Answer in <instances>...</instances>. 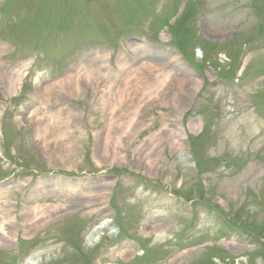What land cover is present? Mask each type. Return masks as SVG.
Instances as JSON below:
<instances>
[{"label":"rangeland","instance_id":"rangeland-1","mask_svg":"<svg viewBox=\"0 0 264 264\" xmlns=\"http://www.w3.org/2000/svg\"><path fill=\"white\" fill-rule=\"evenodd\" d=\"M87 67L95 89L37 100ZM55 112L64 161L35 132ZM2 214L0 264H264V0H0Z\"/></svg>","mask_w":264,"mask_h":264},{"label":"bare ground","instance_id":"bare-ground-1","mask_svg":"<svg viewBox=\"0 0 264 264\" xmlns=\"http://www.w3.org/2000/svg\"><path fill=\"white\" fill-rule=\"evenodd\" d=\"M94 69H89L83 68L77 73H70L68 74L65 78L61 79L57 83H55L53 86H49L46 88H42L37 94V100H40L41 104L47 103L50 98L53 96L56 97L54 94L55 91L62 92V91H71L72 89L76 91H84L85 86L84 82L88 85H91L92 89H95L96 87L92 84L93 81V76H94ZM171 78L169 74H164V75H158L154 76L153 78H149L148 76L145 77L141 82L140 86L137 85L134 87H131V81L130 78H127L122 84L118 86L117 92L114 94V104H113V114L114 110L116 109V106H120L126 98H128L130 95V87H131V92L136 96V102H134V106L136 109L140 108L141 103L145 99V95H150L153 91L158 90L159 88H163L166 84V82L170 81ZM184 81L181 82L182 85H184ZM54 90V91H53ZM45 103V104H46ZM39 109L36 111H33L32 114L38 113ZM61 113L60 112H55V113H50L48 116V119L50 122H47L43 119L38 120V124L35 126V132L37 136H42L44 137L49 131H52L53 134H56L57 142L56 147L60 150L62 149V152L64 153H59L58 155L54 154V149L51 148V145L49 143V139L45 138L44 142V150L45 153L48 155V161L51 160V158L54 156L58 159V161H64L65 158L67 157V154H70V152L73 151L74 143L71 140L69 135V132H67L68 129H70L69 121L64 120L61 122L62 118L60 117ZM55 118V122L52 121V119ZM113 121L112 123L107 126L105 129L100 131L98 133V143L100 146V141H102L101 144V154L105 157H108L109 155V150H110V145L112 142V129H113ZM55 145V143H54ZM98 151V150H97ZM99 154V151H98ZM33 201V200H32ZM32 210V209H31ZM28 211L27 216H28V223L27 227L31 228L32 230L38 229L40 224L48 217H51L50 215L48 216H39L40 212L38 210H32V212ZM61 209H56L54 208L52 213L59 212ZM9 212V211H8ZM7 212V213H8ZM31 214H30V213ZM2 220H8L6 217V214H2L0 217ZM9 221V220H8ZM3 231L5 232L4 229V223L0 222V232ZM98 234V230H94L93 233H91L90 240L93 243V235ZM2 241V240H1ZM0 241V242H1ZM8 241V240H5ZM1 245V244H0ZM27 264H30L29 262ZM33 264H39V261L37 259L34 260Z\"/></svg>","mask_w":264,"mask_h":264}]
</instances>
